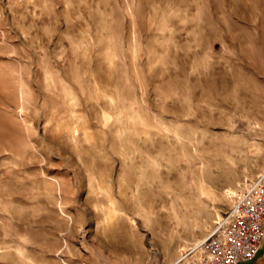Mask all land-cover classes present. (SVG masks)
Wrapping results in <instances>:
<instances>
[{"label":"rangeland","instance_id":"obj_1","mask_svg":"<svg viewBox=\"0 0 264 264\" xmlns=\"http://www.w3.org/2000/svg\"><path fill=\"white\" fill-rule=\"evenodd\" d=\"M263 174L264 0H0V264H199Z\"/></svg>","mask_w":264,"mask_h":264},{"label":"built area","instance_id":"obj_2","mask_svg":"<svg viewBox=\"0 0 264 264\" xmlns=\"http://www.w3.org/2000/svg\"><path fill=\"white\" fill-rule=\"evenodd\" d=\"M264 243V174L233 205L224 221L204 242L199 264H243L253 261Z\"/></svg>","mask_w":264,"mask_h":264},{"label":"bare ground","instance_id":"obj_3","mask_svg":"<svg viewBox=\"0 0 264 264\" xmlns=\"http://www.w3.org/2000/svg\"><path fill=\"white\" fill-rule=\"evenodd\" d=\"M219 223H220V222H219ZM219 223H218V224H219ZM197 247L199 248V246H197ZM197 247H196V249H197ZM187 257H188V254L183 255V256L177 261V263H178V262H181V261H183V260H185ZM177 263H176V264H177Z\"/></svg>","mask_w":264,"mask_h":264},{"label":"flooded vegetation","instance_id":"obj_4","mask_svg":"<svg viewBox=\"0 0 264 264\" xmlns=\"http://www.w3.org/2000/svg\"><path fill=\"white\" fill-rule=\"evenodd\" d=\"M261 254H262V249L260 250V252L257 254L256 258L253 261H255L257 258H259L261 256Z\"/></svg>","mask_w":264,"mask_h":264}]
</instances>
